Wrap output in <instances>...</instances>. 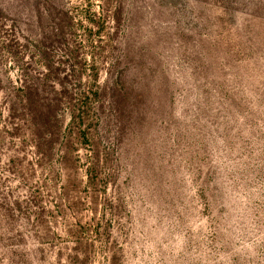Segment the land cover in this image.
I'll use <instances>...</instances> for the list:
<instances>
[{"label":"rangeland","instance_id":"obj_1","mask_svg":"<svg viewBox=\"0 0 264 264\" xmlns=\"http://www.w3.org/2000/svg\"><path fill=\"white\" fill-rule=\"evenodd\" d=\"M0 264H264V0H0Z\"/></svg>","mask_w":264,"mask_h":264},{"label":"trees","instance_id":"obj_2","mask_svg":"<svg viewBox=\"0 0 264 264\" xmlns=\"http://www.w3.org/2000/svg\"><path fill=\"white\" fill-rule=\"evenodd\" d=\"M80 96H84L85 95V93H82V94H79ZM76 97H79L78 95H76ZM73 99H75V98H73ZM74 106V104H72V107Z\"/></svg>","mask_w":264,"mask_h":264}]
</instances>
